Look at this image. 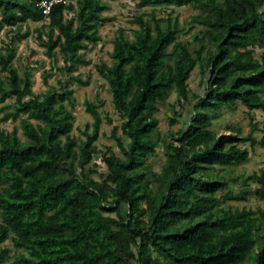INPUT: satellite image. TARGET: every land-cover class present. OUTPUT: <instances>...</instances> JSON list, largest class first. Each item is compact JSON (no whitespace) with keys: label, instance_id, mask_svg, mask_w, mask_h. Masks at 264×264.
<instances>
[{"label":"trees","instance_id":"obj_1","mask_svg":"<svg viewBox=\"0 0 264 264\" xmlns=\"http://www.w3.org/2000/svg\"><path fill=\"white\" fill-rule=\"evenodd\" d=\"M41 1L0 0V29L47 19L36 30L45 54L51 59L60 54L61 71L88 65L80 51L101 39L97 25L111 19L102 15L108 4L61 0L45 15ZM139 3L198 8L191 21L204 27L203 36L195 37L198 46L191 50V42L177 40L182 28L176 19L163 21L153 13L150 20L142 14L133 18L138 28L132 38L118 29L112 63L95 65L121 119V133L113 126L110 135L120 155L112 148L101 153L107 170L101 181L85 173L97 152L98 104L84 101L93 121L81 131L85 139L76 138L74 115L64 104L73 90L50 86L34 94L30 74L19 76L12 66L14 46L0 50V69L8 73L6 81L0 76V103L14 97L13 109L0 122L19 119L24 136L17 128L0 127V243L10 238L24 250L7 263L8 250L0 249V264H264V210L221 207L220 197H231L230 182L239 178L228 179L213 167L246 160L247 148L235 142L254 145L256 124L244 137L234 126L232 135L210 129L213 114L234 108L235 101L264 112V0ZM255 49L262 50L259 57ZM196 66L203 89L189 95L187 81ZM171 90L181 111L189 105L191 114L167 139L154 113ZM173 114L169 124L183 117L175 109ZM106 121L113 123L109 116ZM159 143L165 160L155 172L147 159ZM248 181L259 184L254 193L264 198V175H249L244 184Z\"/></svg>","mask_w":264,"mask_h":264},{"label":"rangeland","instance_id":"obj_2","mask_svg":"<svg viewBox=\"0 0 264 264\" xmlns=\"http://www.w3.org/2000/svg\"><path fill=\"white\" fill-rule=\"evenodd\" d=\"M108 4V9L102 12L103 16L111 18L108 21L98 22L97 29L101 39L95 44H88L87 49L81 50L84 58L90 63L88 65L78 64L71 72L61 71L63 67V59L59 53L51 59L45 54V48L36 39L37 29H43L42 24L47 22V19L33 21L27 19L18 26H9L4 24L0 29V50L4 52L5 48L10 44L14 46L15 55L12 59V66L15 68L19 76L25 73L30 74L31 89L34 94H43L50 86H55L58 89H72L73 94L69 101H64L66 108L74 115L71 134L78 139H85V135L81 132L87 124L92 123L91 115L85 110L84 101L89 100L98 104V111L101 116V124L99 135L94 142L96 153L92 161L86 166L85 173L94 180L101 181L107 174L105 164L101 161V153L108 148H112L117 154L119 149L113 139L110 138L113 126H116L118 134L121 133V119L116 114L113 108L111 93L107 82L98 74L95 69L96 64L106 63L110 65L112 59L109 53L112 50V42L117 34L118 29H121L129 38L133 37V30L138 26L132 23L136 15L142 14L146 20L151 19L152 13L157 18L163 21L176 19L179 26L182 28L177 35V40L180 42H191V50L198 46L195 42V37H202L204 27L191 21L192 17L199 13V9L190 6L182 5L175 6L172 3H162L158 5L139 3V0H102ZM75 2V0H72ZM72 16V14H67ZM27 32L25 37H18L19 33ZM206 42V40H205ZM173 44L168 46V51L172 50ZM261 49H255L254 56L259 57ZM80 76L85 80L86 84H80L74 81L71 76ZM1 78L6 81L8 73L0 69ZM189 95L191 93L202 92V78L199 73V67L196 66L187 81ZM180 99L175 90H171L165 100L158 105V110L154 116L158 119V131L161 136L171 139L170 135L176 132L183 126L184 120L190 116L189 105H186V110L180 109ZM14 97L8 98L4 103H0V118L7 110H12ZM235 107H223L216 114L214 113L210 119V129L219 135H232L229 127L234 126L240 130V137H244L251 129L253 123L256 128L252 131V136L256 142L251 145L249 141H236L238 147L247 148L248 157L239 163L213 164L214 171L224 175L226 178L238 177L236 182H230L232 191L231 197L223 199L219 205L221 207L231 206L233 208H247L251 210H264V198L259 197L254 193L259 184L248 181L244 184V180L252 174L264 175V145L262 144L264 136V112L261 110H248L239 101H235ZM7 105L3 111L2 106ZM173 109L181 112L183 117H177L180 120L174 124H169V118L175 117ZM106 116L112 118L113 123L106 121ZM25 117V115H21ZM36 124V121H32ZM18 120L8 119L0 122V127L5 131H11L17 128L19 137L24 140L22 130ZM172 142H176L174 139ZM164 147L161 143L156 146L155 153L147 159V164L152 171L158 172L165 160ZM120 155V154H119ZM75 170L80 172V166L75 164ZM223 194L219 191L218 196ZM124 210L126 208L124 207ZM0 249L8 250L9 263L14 256L24 253V250L14 246L12 240L7 238L0 243Z\"/></svg>","mask_w":264,"mask_h":264},{"label":"built area","instance_id":"obj_3","mask_svg":"<svg viewBox=\"0 0 264 264\" xmlns=\"http://www.w3.org/2000/svg\"><path fill=\"white\" fill-rule=\"evenodd\" d=\"M59 1H61V0H50V1L42 0V1L39 3V7L42 9V12H43L45 15H48L49 12H50L51 6H52L54 3H58Z\"/></svg>","mask_w":264,"mask_h":264}]
</instances>
